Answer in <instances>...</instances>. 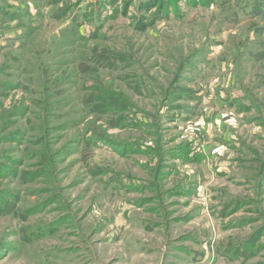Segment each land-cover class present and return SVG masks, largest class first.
Returning <instances> with one entry per match:
<instances>
[{"label":"rangeland","instance_id":"374dc122","mask_svg":"<svg viewBox=\"0 0 264 264\" xmlns=\"http://www.w3.org/2000/svg\"><path fill=\"white\" fill-rule=\"evenodd\" d=\"M141 1L0 0V264H264V0Z\"/></svg>","mask_w":264,"mask_h":264},{"label":"trees","instance_id":"16d2710c","mask_svg":"<svg viewBox=\"0 0 264 264\" xmlns=\"http://www.w3.org/2000/svg\"><path fill=\"white\" fill-rule=\"evenodd\" d=\"M167 0H144L141 1L138 6H137V12L138 13H147L149 11H152L155 9V11H157L158 13L161 11V9L163 8V2L165 3ZM144 19L139 22L141 25L138 26V22L136 23V29L140 32H143L146 30V28L148 27L147 24H143Z\"/></svg>","mask_w":264,"mask_h":264}]
</instances>
